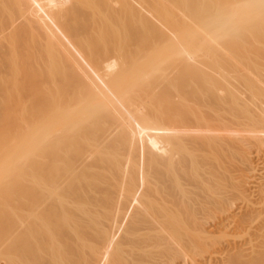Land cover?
<instances>
[{
    "label": "bare ground",
    "instance_id": "bare-ground-1",
    "mask_svg": "<svg viewBox=\"0 0 264 264\" xmlns=\"http://www.w3.org/2000/svg\"><path fill=\"white\" fill-rule=\"evenodd\" d=\"M263 152L264 0H0V264H264Z\"/></svg>",
    "mask_w": 264,
    "mask_h": 264
},
{
    "label": "rangeland",
    "instance_id": "rangeland-1",
    "mask_svg": "<svg viewBox=\"0 0 264 264\" xmlns=\"http://www.w3.org/2000/svg\"><path fill=\"white\" fill-rule=\"evenodd\" d=\"M239 236H241V237H239ZM236 238H238V239H236L237 241H241L244 238V233L239 234Z\"/></svg>",
    "mask_w": 264,
    "mask_h": 264
}]
</instances>
